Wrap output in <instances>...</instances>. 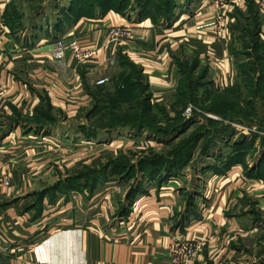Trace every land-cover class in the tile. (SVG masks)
<instances>
[{
	"label": "crops",
	"instance_id": "0c3cea01",
	"mask_svg": "<svg viewBox=\"0 0 264 264\" xmlns=\"http://www.w3.org/2000/svg\"><path fill=\"white\" fill-rule=\"evenodd\" d=\"M212 1L179 5L163 25L109 11L49 35L36 22L29 27L28 1L0 0V175L11 178L0 187V264H173L176 241L193 251L189 264H239L253 247L247 219L236 214L239 188L253 181L231 176L234 168L207 180L212 192L198 215L183 213L179 193L162 189L137 201L120 227L110 225L116 204L107 195L97 210L94 195L50 204L45 194L36 207L26 189L36 180L21 172L49 165L41 145L61 149L80 136L75 126L96 117L105 101L98 94L117 83L126 95L143 89L170 116L186 72L203 89L205 82L236 86L239 56L264 45V9L256 0H232L217 21ZM112 28L123 33L113 38ZM102 77L109 81L97 85ZM45 112L54 125L43 123Z\"/></svg>",
	"mask_w": 264,
	"mask_h": 264
},
{
	"label": "rangeland",
	"instance_id": "374dc122",
	"mask_svg": "<svg viewBox=\"0 0 264 264\" xmlns=\"http://www.w3.org/2000/svg\"><path fill=\"white\" fill-rule=\"evenodd\" d=\"M26 1L31 6L29 27L36 22V27L51 35L73 11L93 14L119 7L135 20L145 7L160 8L165 0ZM174 1L179 6L196 0ZM262 55L264 45L239 56L242 75L236 86L216 88L205 82V89L199 85L193 91L184 85L174 116L152 106L155 112L136 120L140 125L135 131L92 141L77 136L61 149L43 143L49 165L21 169L36 180L26 187L36 195L32 203L39 207L45 194L50 204L59 199L69 202L71 194L84 201L94 195L93 209L97 210L107 195L116 204L110 225L120 227L137 201L166 189L179 193L183 213L198 215L206 206L205 193L212 192L211 185L206 189L207 180L229 175L234 168L231 176L253 181L239 188L244 195L237 201L236 214L247 219L251 233L245 239L253 244L239 264H264V65L258 60ZM187 106L194 111L188 116L184 114ZM80 200L76 199L79 209L84 206Z\"/></svg>",
	"mask_w": 264,
	"mask_h": 264
},
{
	"label": "trees",
	"instance_id": "16d2710c",
	"mask_svg": "<svg viewBox=\"0 0 264 264\" xmlns=\"http://www.w3.org/2000/svg\"><path fill=\"white\" fill-rule=\"evenodd\" d=\"M175 1L173 0L167 1L165 0L163 5L160 8L154 6L145 7L143 10L142 15L138 18H145L149 17L153 23L157 25H163L170 22V20L176 14V5ZM175 10V11H174ZM112 11L122 16H125L123 11L120 10L119 7L114 8H107L102 12L97 13H76L75 11L72 12L71 17L66 18L63 23L66 24L69 22H74L80 17H96V16H103L107 12ZM157 11V12H156ZM60 23L58 27L64 25ZM59 28H57V31ZM253 48L258 46L256 40L252 41ZM264 56H260L258 60L261 62L263 61ZM187 74V73H186ZM188 76V77H187ZM184 78L183 83L187 85L190 90H195V86H199L198 81L194 77L187 75ZM194 78V79H193ZM126 87V86H125ZM124 86L119 85L118 83L115 86V91L112 93L101 92L98 94V98L100 100L104 99L105 101L103 104L97 105L96 108L98 112L96 113V117L93 118L88 125H76L75 132L79 133L81 138L87 141L97 140L99 138L111 136L115 133H119L125 130H132L135 131L137 127H139L140 123H135L136 120L146 119V114L150 112H154L152 109L153 105L150 103L149 96L144 93L143 89H139L136 91V94L126 95L124 94ZM181 91V89H180ZM182 93V91H181ZM180 93V94H181ZM182 96H179V98ZM177 104L181 105V100L177 98ZM160 109L164 110V108L160 105H157ZM155 108V107H153ZM159 108H157L159 110ZM166 111V110H164ZM153 116L154 118V114ZM43 123L50 124L51 126L54 125L57 121L52 114L45 112L43 117ZM144 128L140 127L139 129ZM183 221V220H182Z\"/></svg>",
	"mask_w": 264,
	"mask_h": 264
},
{
	"label": "built area",
	"instance_id": "2783aa9c",
	"mask_svg": "<svg viewBox=\"0 0 264 264\" xmlns=\"http://www.w3.org/2000/svg\"><path fill=\"white\" fill-rule=\"evenodd\" d=\"M232 0H213L211 2V7L213 11L215 12L216 15V20H220L222 18V13L228 3ZM260 7L264 9V0H256ZM220 26V25H219ZM123 31L119 28H112L110 31L111 37H115L117 34H121ZM60 43V42H59ZM109 79L107 77H102L101 79H98L96 81L97 85H103L106 82H108ZM194 111H192V107L187 106L184 109V114L185 115H190ZM10 177L7 174L0 175V187H9L10 186ZM75 194H73V197ZM180 243L174 242L170 251L173 253L175 256V260L173 261V264H189V258L192 256L193 251L190 250L188 245L183 244L182 246H179Z\"/></svg>",
	"mask_w": 264,
	"mask_h": 264
}]
</instances>
